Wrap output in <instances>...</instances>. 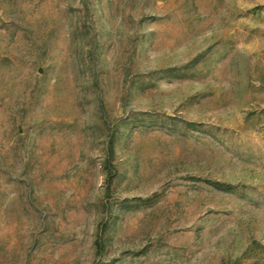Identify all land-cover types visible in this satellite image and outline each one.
<instances>
[{
    "label": "rangeland",
    "instance_id": "rangeland-1",
    "mask_svg": "<svg viewBox=\"0 0 264 264\" xmlns=\"http://www.w3.org/2000/svg\"><path fill=\"white\" fill-rule=\"evenodd\" d=\"M0 264H264V0H0Z\"/></svg>",
    "mask_w": 264,
    "mask_h": 264
}]
</instances>
